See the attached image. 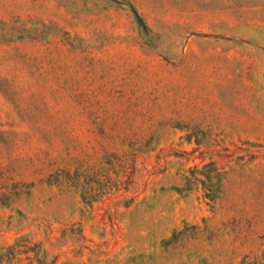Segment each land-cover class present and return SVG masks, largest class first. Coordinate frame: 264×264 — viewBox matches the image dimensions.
<instances>
[{
    "label": "rangeland",
    "instance_id": "rangeland-1",
    "mask_svg": "<svg viewBox=\"0 0 264 264\" xmlns=\"http://www.w3.org/2000/svg\"><path fill=\"white\" fill-rule=\"evenodd\" d=\"M0 264H264V0H0Z\"/></svg>",
    "mask_w": 264,
    "mask_h": 264
},
{
    "label": "trees",
    "instance_id": "trees-1",
    "mask_svg": "<svg viewBox=\"0 0 264 264\" xmlns=\"http://www.w3.org/2000/svg\"><path fill=\"white\" fill-rule=\"evenodd\" d=\"M216 199H213V201H215Z\"/></svg>",
    "mask_w": 264,
    "mask_h": 264
}]
</instances>
